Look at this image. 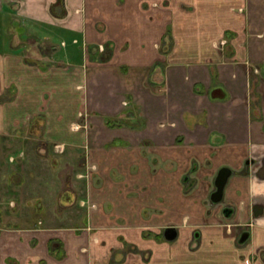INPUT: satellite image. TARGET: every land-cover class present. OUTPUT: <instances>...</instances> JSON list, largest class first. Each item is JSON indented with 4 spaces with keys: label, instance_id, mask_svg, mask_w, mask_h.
Listing matches in <instances>:
<instances>
[{
    "label": "crops",
    "instance_id": "0c3cea01",
    "mask_svg": "<svg viewBox=\"0 0 264 264\" xmlns=\"http://www.w3.org/2000/svg\"><path fill=\"white\" fill-rule=\"evenodd\" d=\"M8 137L96 165L65 264H264V0H0Z\"/></svg>",
    "mask_w": 264,
    "mask_h": 264
},
{
    "label": "rangeland",
    "instance_id": "374dc122",
    "mask_svg": "<svg viewBox=\"0 0 264 264\" xmlns=\"http://www.w3.org/2000/svg\"><path fill=\"white\" fill-rule=\"evenodd\" d=\"M62 39L67 43L66 47H61ZM57 44L62 50L75 48L82 51L81 43H71L69 36L60 35ZM38 143L36 139H28L26 143L23 138H0V264L67 262L73 255L72 247L67 241L68 236L60 235V227L82 224L81 215L85 207H96L86 194L91 182L90 174L96 173V165L80 160L84 156L78 151L73 158L62 153L54 154L55 150L53 154L51 150L45 153L44 149H61L57 144L45 142L47 145L43 144L37 150ZM160 165L163 166L162 163ZM196 169L198 162L194 161L186 172L184 182L188 191L195 188L193 175ZM127 199L129 207L124 205V201H119V208L131 213H138L142 208L144 215L150 212L145 207V196L132 198L129 195ZM62 201L64 205L60 204ZM112 207L115 210V203L108 202L103 206L106 211ZM60 239L65 241L61 248L70 250L63 262L56 259L61 249Z\"/></svg>",
    "mask_w": 264,
    "mask_h": 264
},
{
    "label": "water",
    "instance_id": "95a60500",
    "mask_svg": "<svg viewBox=\"0 0 264 264\" xmlns=\"http://www.w3.org/2000/svg\"><path fill=\"white\" fill-rule=\"evenodd\" d=\"M231 171L229 168L227 167H222L218 173L217 176L215 178V191L212 193L211 199L213 202H218L221 200L222 198V193H223V188L225 186V183L230 175ZM246 234H244L241 238V240L243 241V239L245 238Z\"/></svg>",
    "mask_w": 264,
    "mask_h": 264
}]
</instances>
